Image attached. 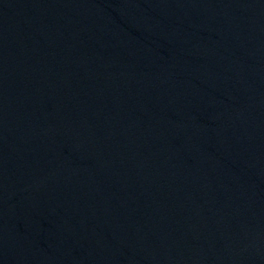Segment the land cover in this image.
Segmentation results:
<instances>
[{
  "label": "water",
  "instance_id": "95a60500",
  "mask_svg": "<svg viewBox=\"0 0 264 264\" xmlns=\"http://www.w3.org/2000/svg\"><path fill=\"white\" fill-rule=\"evenodd\" d=\"M0 264H264V0H0Z\"/></svg>",
  "mask_w": 264,
  "mask_h": 264
}]
</instances>
